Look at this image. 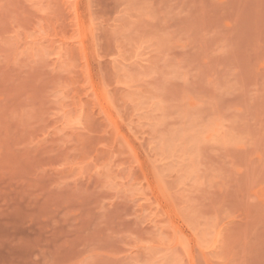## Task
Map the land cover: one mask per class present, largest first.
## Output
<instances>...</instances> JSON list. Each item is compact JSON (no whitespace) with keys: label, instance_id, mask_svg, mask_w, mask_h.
<instances>
[{"label":"rangeland","instance_id":"obj_1","mask_svg":"<svg viewBox=\"0 0 264 264\" xmlns=\"http://www.w3.org/2000/svg\"><path fill=\"white\" fill-rule=\"evenodd\" d=\"M0 264H264V0H0Z\"/></svg>","mask_w":264,"mask_h":264}]
</instances>
